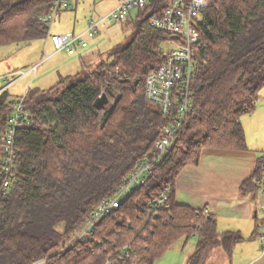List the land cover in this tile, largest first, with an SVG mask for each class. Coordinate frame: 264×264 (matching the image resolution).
<instances>
[{"label": "trees", "instance_id": "obj_1", "mask_svg": "<svg viewBox=\"0 0 264 264\" xmlns=\"http://www.w3.org/2000/svg\"><path fill=\"white\" fill-rule=\"evenodd\" d=\"M54 2L0 0V45L46 38L49 27L42 18ZM171 2L149 0L130 12L121 22L132 33L108 60L89 64L91 58L83 57L79 72L22 96L11 161L15 179L7 189L0 185V264H154L191 236L198 240L187 264H205L214 248L231 252L243 239L220 233L205 209L179 204L176 182L206 148L247 149L242 118L255 110L264 89V0H211L195 23L203 44L195 49L188 123L146 182L89 239L76 240L92 211L116 194L174 119L145 95L149 75L166 59L161 43L177 38L152 28L149 20L163 16ZM103 94L108 103L95 105ZM11 99L10 88L0 93V173L15 111ZM263 163L262 155L241 185L243 194L261 189ZM166 187L170 205L156 212L150 204Z\"/></svg>", "mask_w": 264, "mask_h": 264}, {"label": "built area", "instance_id": "obj_2", "mask_svg": "<svg viewBox=\"0 0 264 264\" xmlns=\"http://www.w3.org/2000/svg\"><path fill=\"white\" fill-rule=\"evenodd\" d=\"M148 2L149 0H122L120 4L105 15L99 18H89L87 28L81 33L50 32L57 14L62 9L71 6L69 0H55L52 12L44 16L42 21L49 27L47 37L55 46L56 51L63 50L69 55H73L77 52L78 47L86 48L89 46L87 39L94 37L100 27L108 23L125 20L130 12L134 9H144ZM210 4L211 0H172L170 7L163 16L150 18L149 23L152 28L177 38L170 40L176 46L166 53L165 62L149 75L145 95L149 101L159 106L161 113L166 116L172 115L174 119L169 126L164 128L163 134L156 142L155 149L140 159L131 175L116 194L100 203L92 211L76 240L89 239L94 234L96 225L119 207L124 198L146 182L154 168L160 165L164 155L171 150L180 129L188 123L195 101L191 85L196 70L195 49L203 44L200 31L195 23ZM37 67L38 65H35L33 69L36 70ZM27 72L21 70L18 76L12 74L11 76H14L12 79H10V75L0 76V93L10 88ZM22 102V98L13 102L15 111L9 117L11 127L5 136L7 157L0 173V185L5 189L9 188L15 179L11 169V161L14 155L15 128L23 109ZM262 169L264 170V163ZM260 185L264 192V177L260 180ZM165 190L160 198L154 199L150 204L152 210L158 212L162 207H169L168 188L166 187ZM205 212H208V210L205 209ZM262 238L264 240V233ZM43 262L44 260H39L33 264H43Z\"/></svg>", "mask_w": 264, "mask_h": 264}, {"label": "crops", "instance_id": "obj_3", "mask_svg": "<svg viewBox=\"0 0 264 264\" xmlns=\"http://www.w3.org/2000/svg\"><path fill=\"white\" fill-rule=\"evenodd\" d=\"M52 26L51 30L55 31ZM46 38L47 43L49 39ZM55 52L56 48L52 53ZM94 59L91 58L88 63H92ZM242 121L247 149L206 148L202 151L199 163L187 165L177 178L176 201L179 204L194 209H207L209 215L215 219L220 233L236 232L243 237L234 244L231 252L221 247L214 248L205 264H264V226H261L264 221V192L262 188L251 194L241 192V185L255 173L264 153L262 90L255 110L244 115ZM250 123L255 124L253 134H249ZM184 242L186 243V240ZM193 251L183 255L171 248L154 264H187L188 256Z\"/></svg>", "mask_w": 264, "mask_h": 264}, {"label": "rangeland", "instance_id": "obj_4", "mask_svg": "<svg viewBox=\"0 0 264 264\" xmlns=\"http://www.w3.org/2000/svg\"><path fill=\"white\" fill-rule=\"evenodd\" d=\"M71 7L62 9L52 23L55 31L52 33H81L88 26L91 17L99 18L109 12L110 8L120 0H69ZM137 9L132 11L134 15ZM85 22H87L85 24ZM52 26V28H53ZM75 29V31H73ZM132 33V28L125 22L108 23L100 27L98 33L88 38L89 46L77 48L76 54L70 56L66 51L52 53L55 49L53 43L47 38H39L31 41L28 45L12 42L0 45V76L10 75V79L18 76L21 70L28 71L17 82L10 86L12 101H18L25 95L29 88L39 87L47 89L67 74L81 70V58L109 59V52L119 44L125 43L126 38ZM165 54L176 46L168 41L162 42ZM96 61V60H95ZM38 65L37 69L33 67ZM15 74L14 76H11ZM264 92V89L262 90ZM262 95V94H261ZM245 122L246 119L244 118ZM249 134L255 131V124L250 123ZM186 240V243L184 242ZM198 238L191 236L179 239L171 248L183 255L192 252ZM170 248V249H171ZM136 264H147L136 263Z\"/></svg>", "mask_w": 264, "mask_h": 264}, {"label": "water", "instance_id": "obj_5", "mask_svg": "<svg viewBox=\"0 0 264 264\" xmlns=\"http://www.w3.org/2000/svg\"><path fill=\"white\" fill-rule=\"evenodd\" d=\"M109 99L107 97L106 94H103L101 97H99L96 102L95 105L100 106V105H104L105 103H108Z\"/></svg>", "mask_w": 264, "mask_h": 264}, {"label": "bare ground", "instance_id": "obj_6", "mask_svg": "<svg viewBox=\"0 0 264 264\" xmlns=\"http://www.w3.org/2000/svg\"><path fill=\"white\" fill-rule=\"evenodd\" d=\"M111 11V10H110Z\"/></svg>", "mask_w": 264, "mask_h": 264}]
</instances>
